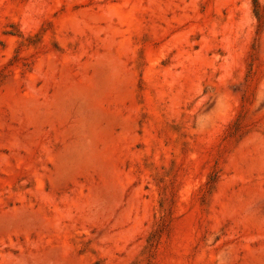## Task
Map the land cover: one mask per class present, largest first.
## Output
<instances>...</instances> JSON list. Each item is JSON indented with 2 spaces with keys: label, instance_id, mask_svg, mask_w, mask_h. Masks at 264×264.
<instances>
[{
  "label": "rangeland",
  "instance_id": "1",
  "mask_svg": "<svg viewBox=\"0 0 264 264\" xmlns=\"http://www.w3.org/2000/svg\"><path fill=\"white\" fill-rule=\"evenodd\" d=\"M0 264H264V0H0Z\"/></svg>",
  "mask_w": 264,
  "mask_h": 264
}]
</instances>
